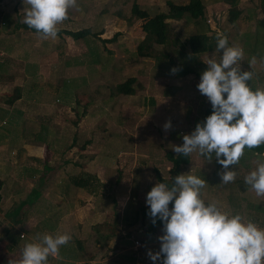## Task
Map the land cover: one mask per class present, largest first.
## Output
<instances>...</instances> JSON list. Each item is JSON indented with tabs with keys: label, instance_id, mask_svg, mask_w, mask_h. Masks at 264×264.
I'll use <instances>...</instances> for the list:
<instances>
[{
	"label": "crops",
	"instance_id": "crops-1",
	"mask_svg": "<svg viewBox=\"0 0 264 264\" xmlns=\"http://www.w3.org/2000/svg\"><path fill=\"white\" fill-rule=\"evenodd\" d=\"M154 1L150 0L152 5L147 6L141 0L133 2L150 10ZM27 7V0H0V181L7 192L3 196L6 204L2 207L3 217L14 223L22 219L29 221V242H33L38 234L67 232L71 235V240L60 246L58 256L49 257L48 264H154L147 252L159 249L157 237L162 234V224L159 220L156 224L151 223L145 197L159 182L156 173L166 177L157 165L150 166L154 153L165 149L167 142L171 149L162 152L176 154L172 145L183 142L181 137L179 140L176 136L169 137L162 127L172 115L175 124H182L180 112L184 98L179 95L182 85L166 88L171 81L180 78L159 74L150 76L154 80L146 84L138 79L144 85L138 92L161 91L160 95L156 93L157 97L154 94L152 113L147 114L150 110L147 98L141 99L139 93L132 91L135 86L130 87L136 81L135 77L123 78L125 74L121 75L119 68L107 67L119 59L114 47L105 48L109 57L103 59L101 43H94L92 51L91 47L86 48L85 38L72 34L85 28L91 34L93 30L110 29L112 20L108 13L98 16L99 13L94 12L92 16L77 0L76 6L68 9L67 17L57 24V36L44 38L23 22ZM142 22L137 20L129 28L138 27L143 34ZM93 54L100 57L92 63L93 69L97 70L92 73L89 64ZM68 83L73 88L67 87ZM88 83L106 87L108 93L102 108L98 106L93 111L97 105L90 107V102L85 99H93L87 91L90 87L85 88ZM187 86V93L199 92L195 84L188 83ZM119 92L124 93L123 103L119 102ZM82 99H85L84 103L79 102ZM135 100L140 106L134 103ZM190 107L191 103L186 105L185 111H191ZM199 110L194 117L193 129L197 122L203 121L198 116ZM118 111H122V117L115 118V127H125L126 116L134 112V117L143 122L139 130L160 131L157 146L153 136L146 139L141 135L116 136L117 132L109 128L114 122L111 120L113 114L109 113ZM135 112L144 114L140 117ZM107 118L112 122L99 130L106 136L78 141V127H82V132L94 133ZM263 157L264 152L253 153V156L240 158L236 165H229L236 171V178L227 184L220 183L217 171L222 169L214 156L209 162L192 153L188 162L179 166V173L191 171L206 180L201 192L206 202L214 201L223 210L239 212L264 227V196L256 195L243 182V177ZM15 158L19 159V165ZM162 160L168 175L171 161L167 155ZM27 178L33 181L28 185L30 194H36L30 203L20 199L21 193L28 191L22 185ZM19 204L21 207L14 219L6 216L10 208ZM20 233L26 236L20 229L15 236L20 238ZM131 233H137L142 240L140 247L133 248L128 238Z\"/></svg>",
	"mask_w": 264,
	"mask_h": 264
},
{
	"label": "clouds",
	"instance_id": "clouds-1",
	"mask_svg": "<svg viewBox=\"0 0 264 264\" xmlns=\"http://www.w3.org/2000/svg\"><path fill=\"white\" fill-rule=\"evenodd\" d=\"M76 3L27 0L23 22L44 38H55L57 24ZM216 51L219 59L210 56L203 60L207 67L196 84L212 111L172 149L186 157L196 152L209 162L214 156L222 169L217 171L220 183L227 184L236 178L229 165H236L246 148L264 144V89L251 87L254 73L241 67L244 50L230 45L221 33H217ZM177 70L170 69L172 73ZM171 126V120H166L162 127L168 130ZM243 182L256 195L264 196V160ZM205 183L204 178L188 171L175 175L171 183L156 182L146 193L151 223L159 220L162 224L159 249L148 250L149 259L154 264H264V227L239 212L223 210L214 201L206 202L201 195ZM70 240L67 232L38 234L33 242L25 243L20 258L8 264H48V258L58 256L60 246Z\"/></svg>",
	"mask_w": 264,
	"mask_h": 264
},
{
	"label": "rangeland",
	"instance_id": "rangeland-1",
	"mask_svg": "<svg viewBox=\"0 0 264 264\" xmlns=\"http://www.w3.org/2000/svg\"><path fill=\"white\" fill-rule=\"evenodd\" d=\"M80 1L87 10L88 14L92 13L93 16V13L95 12L94 14L99 13L98 16H101L102 14L105 15L106 13H108L112 20V22H110L112 24L110 29H107L106 31L93 30V34L89 33L88 37L90 38V40H93V42H89L86 48L87 49H89L90 47L92 48L94 46V43H96L97 45L98 42L101 43L102 44L101 54L103 59H105L106 57H109V53L107 52V50H105V48L114 47L115 50L114 49L113 50L115 53H117L119 59L117 60L116 64L107 65V67L114 66L117 69L119 68V71H121L122 73L121 75L125 74L123 78L130 77L131 75L135 77L136 81L134 80V83L132 82L130 87L134 88L135 86V89L132 91L133 93H139L141 99H143L144 97L145 99L147 98V103H148L147 105H149L150 107V110H148L147 114L152 113L151 111L152 106H154L155 104L153 103L155 102L154 94L157 97V94L160 95L161 91L152 92V90L149 89L148 92H144V93L138 92L139 88L144 86L138 79H141V81H143L144 84H146V82L150 83L151 80L153 81L154 80L152 79L153 76L155 77L159 75L158 73H162L166 75L164 66L168 58H173L178 62L188 63L189 65L194 67H196L199 64L198 67L196 68L197 71L198 70L200 71L201 69L204 70V68L201 67L202 64L200 65V63H203L205 67H207V65L203 62V60L208 59L210 56L216 58L217 60L219 59V53L216 51V48H214L211 51L194 55L195 60L199 62L198 64H194L191 58L192 56L188 55L187 49L185 50L182 49L181 47L182 41L187 36H189V34L198 31L204 30L206 33L215 34L216 36L217 33H221L228 38V42L230 45L241 47L244 50V56L242 57L241 67L243 70H250L254 73L251 81L249 82L251 87L253 89L255 88L264 89V51L260 52V50L259 51L257 50V52L255 53L262 54L259 56L249 50V48L254 45V36H256L255 32L258 29L257 21L261 19L264 20V2L261 0H239L235 6H230L227 3H224L220 0H200L203 3V14L198 18L194 17V18H189L187 20L185 16L180 19H176L170 16L166 17L165 18V21L167 22L166 31H167V35H169L170 40L164 46L163 45L157 46L159 52L161 53L164 52L165 54H167L166 55L167 57L160 56V62L153 57L142 58L141 56L139 57V55L136 54V46L140 42V40L144 37V32L142 34L138 27L132 29L129 28L130 24L134 22V19L130 18V7H131V3L134 0H80ZM141 1L144 3L145 6L149 4L152 5V2L149 3L150 0H141ZM170 1L173 3L191 4L194 3L195 0H155L153 3V7L150 9V11L152 12V11L161 10V12L163 13H169ZM262 26L264 28V25ZM140 35H142V38ZM247 36H249V38H247ZM176 39L178 41H176ZM260 40L258 41H260L263 46L260 47V49L264 50V39L261 37ZM118 41L121 42V44L119 43L117 45L116 43ZM253 57H255V60L250 64L249 62L252 61ZM90 60L91 63L89 64V66H91L92 63L96 61V58H91ZM90 71L92 73L97 72V70L95 71V69H93V66H91ZM150 76H152V78H150ZM199 77L194 73L189 75L187 74L182 77H177L180 79L179 80L175 79V82L174 80L171 81V84L167 85L166 87L169 90L173 85H177V86L182 85L180 86L181 92L179 95L183 96L184 98L181 101V104L183 105V109L180 112L181 114L180 119L182 124L179 125L177 123L175 124L174 115H172V117H170L172 126L165 132V133L168 132V135L171 138H174V136H176L175 138L177 139L179 137L182 138L184 134L190 133L193 130V126L195 122L194 117L196 116L199 108L200 107L202 108L203 106L205 108L207 105H210V102L208 101L207 97L205 95H202L200 92H196L195 94L190 93L192 91L188 93L186 92V90L189 89L187 84L193 83L196 85L199 82ZM104 78L108 79L107 77H105V75ZM93 84L94 83H88V85L85 87V88L90 87V89L87 91L88 93H90V95H93L92 96L93 99L87 97L85 99L86 100L88 99L87 102H90L89 104L91 105L90 107L97 105L96 108L94 109L92 108V110L94 111L99 108L98 106L102 108L103 106L102 104H104L103 102H105L104 100L106 99L108 92L105 86L95 87L96 85L94 86ZM66 86L67 87L70 86L71 88H73V85L69 83L66 84ZM80 90H83V88ZM123 94L124 93L122 92H119V94H117L121 98L119 102H122V99H124L122 97ZM85 99H82L79 102L84 103ZM123 102L125 101L123 100ZM134 103L137 106H140L136 100L134 101ZM190 103H191V107L189 110L191 111H185L186 105H190ZM198 113H199L198 116L201 117L203 116L201 110H199ZM109 114L111 115L113 114L111 120L114 121L112 124H109V128L113 132L115 131L117 132L116 136L132 137L133 135L134 136L141 135L142 138L145 139L146 137L153 136L152 139H154L155 141L154 145L157 146L156 138L161 137V135H158L160 134V131L155 130L150 133L149 129L139 130V128L143 126V122L142 120H139L140 118L134 117V112L133 114L129 113V116L128 115L126 116L127 124L124 125L125 127L122 126L121 129L117 127V125L115 127L114 123H117V120L115 121V118L120 116L122 117V111H118L114 113L110 112ZM135 114H139L141 117L143 116L144 113L135 112ZM107 115H108V110L105 112V116ZM109 119L110 118H107L106 121L103 120L104 123L99 124L97 131L94 133L82 132V127H78L77 128L78 141L81 143L83 139L86 137L106 136V134L99 133V130L101 126L111 121ZM169 146L170 145L167 144L166 142L165 149L161 148L158 151H156L154 153V159L152 160L153 163H150V166H154V164L157 165V167L160 168L161 174L166 176L165 178L169 177V173L167 175L165 171V166L162 164L163 161L162 159L166 157L165 155L166 152H162V151L163 150L166 151V149H171V147ZM194 153L196 154V152H193V155ZM15 159H16V165H19L20 164L18 161L19 159L17 158ZM261 160H264V157L261 158L260 161ZM260 161H258L256 165ZM144 162L147 163V161ZM27 179L23 180L22 185L25 186V189L27 188L28 191L25 190V193H21L22 195L20 199L25 203H30L31 201L33 202L36 194L35 193L30 194L29 192L30 188H28V185L30 183H33V181ZM11 187H14V185H11ZM4 195L6 196L7 192L6 189H2V185L0 181V264H8V261L11 259L18 260L20 258L21 250L25 245V243L31 241L28 236L29 235L28 230L31 225L29 221L25 222L26 220L22 219L20 220L21 222L14 223L13 221H10V219L3 217L4 215L2 214V209L5 208L6 206L3 199ZM28 195H31V197ZM18 229L23 230L25 232L26 236L24 238L23 237L17 238L15 236ZM136 234L134 235L131 233L128 237L132 243L133 248H138L142 245V240L139 237H137ZM67 250L69 249L67 248ZM89 256H93V254H90Z\"/></svg>",
	"mask_w": 264,
	"mask_h": 264
},
{
	"label": "trees",
	"instance_id": "trees-1",
	"mask_svg": "<svg viewBox=\"0 0 264 264\" xmlns=\"http://www.w3.org/2000/svg\"><path fill=\"white\" fill-rule=\"evenodd\" d=\"M224 3H227L230 6H235L239 0H220ZM264 2V0H261ZM169 13H163L159 11H150L148 9L140 7L137 3L133 2L130 7V18L134 19V22L137 20H143L141 29L144 32V37L140 40V42L136 46V54L142 57H153L157 61L160 62V56L167 57L164 52L161 53L158 51L157 46H164L167 44L170 40L169 35H167V22L165 21V18L170 16L176 19H180L182 17L189 18H198L203 14V3L200 0H195L194 3H173L170 1L169 3ZM264 20H258L257 21V31L255 32L254 36V45L249 48L252 52H257V50L260 52H263L264 50H261L260 47H263L261 44V37L264 39ZM89 29H81L80 31H76L73 34L74 37H83L86 40V44L89 43L90 38L89 36ZM216 35L215 34H208L204 30L198 31L195 33L189 34L181 43L182 49H187L188 55L192 56V61L194 64H198L199 62L195 60L194 55H197L199 53H204L207 51H211L212 49L216 48ZM246 38V37H245ZM249 38V36H247ZM260 40V41H258ZM176 41H178L176 39ZM258 41V42H257ZM92 50V48H90ZM93 51V50H92ZM96 51V50H95ZM253 53V54H254ZM257 55H262L259 53H255ZM100 56H97L96 54L91 55V58H96V61L99 60ZM203 66H202V65ZM199 65V64H198ZM191 66L188 63L185 62H178L173 58H168V60L165 63L164 69L165 74L167 76L171 77H182L187 74L195 73L196 75L200 76V71H197V67ZM202 68H206L203 63H200ZM176 67L178 70L175 73H172L170 71L171 68ZM200 67V68H201ZM160 75H164L162 73H158ZM211 104L207 105L202 110V118L204 119L210 112ZM264 152V144H261L255 148L252 149H245L244 154L240 158L248 157L249 154L253 156V153L261 154ZM167 158L171 161V166L168 169L169 177L163 178L159 174L156 173V178L159 182H165V183H171L173 180V177L177 174H179V166L181 164L187 163L189 160V156L186 157L181 154H172L167 153ZM240 160V159H239ZM171 207V203L169 205ZM21 204L16 205V207L10 208L5 214L6 216L10 217L11 219H14L18 210L20 209ZM49 260V258H48Z\"/></svg>",
	"mask_w": 264,
	"mask_h": 264
},
{
	"label": "built area",
	"instance_id": "built-area-1",
	"mask_svg": "<svg viewBox=\"0 0 264 264\" xmlns=\"http://www.w3.org/2000/svg\"><path fill=\"white\" fill-rule=\"evenodd\" d=\"M19 237H20V238L24 237V234H23V233H20V234H19Z\"/></svg>",
	"mask_w": 264,
	"mask_h": 264
}]
</instances>
